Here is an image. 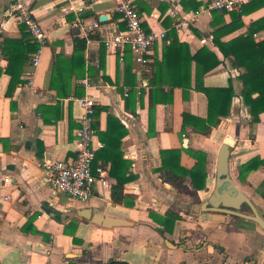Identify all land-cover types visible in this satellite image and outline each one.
I'll return each instance as SVG.
<instances>
[{
  "label": "crops",
  "instance_id": "crops-1",
  "mask_svg": "<svg viewBox=\"0 0 264 264\" xmlns=\"http://www.w3.org/2000/svg\"><path fill=\"white\" fill-rule=\"evenodd\" d=\"M19 2L33 12L47 40L37 51L39 65L30 67L37 53L31 52V61L22 71V81L26 70L32 73L33 86L19 85L8 95V57L23 50L7 41L39 45L12 14ZM135 4L148 21L147 30L166 32L153 49L154 62L146 76L155 85L148 83L146 88L141 87L139 69L129 51L121 61L119 53L102 44V32L87 43L75 26L79 15L87 24L108 16L103 30L109 34L124 30L115 0H0V264H264V230L259 225L202 210L217 190L219 150L232 138V182L264 218V166L251 172L246 183L238 178L241 165L256 157L264 160V112L258 123L252 122L243 98L245 70L236 68L233 58L225 59L218 47L251 35L254 44L264 41V0H249L241 13L204 11L208 0H135ZM77 40L86 42L82 55L74 53ZM252 42L247 45L251 47ZM203 48L223 61L204 77V86L231 85L234 91L229 115L219 118L220 124L205 135L184 123V115L189 121L208 117V99L195 88L197 64L191 59ZM84 82L92 87L87 89ZM126 83L136 84L137 94L129 101V95L124 96ZM85 96L105 109L96 116V144L104 148L99 133L109 132V115L127 129L121 151L135 177L124 188L126 197L134 201L132 207L114 204L109 189L95 193L88 202L72 201L55 194L46 180L45 163L77 158L82 115L77 99ZM154 100L160 101L155 107ZM166 150H180V165L187 170L196 165L190 151L207 154V188L192 197L164 183L159 169L161 152ZM106 166L111 172V164ZM110 180L113 184L111 175ZM184 185L195 189L189 176ZM218 191L229 192L228 184ZM218 201L213 199L218 208L234 210ZM87 208L135 225L98 227L77 216ZM168 211L180 217L171 233L150 216L165 217ZM239 212L252 215L245 203Z\"/></svg>",
  "mask_w": 264,
  "mask_h": 264
},
{
  "label": "trees",
  "instance_id": "trees-1",
  "mask_svg": "<svg viewBox=\"0 0 264 264\" xmlns=\"http://www.w3.org/2000/svg\"><path fill=\"white\" fill-rule=\"evenodd\" d=\"M199 8L197 3L196 9ZM30 36V35H29ZM214 35V42L216 40ZM31 38V37H30ZM252 35L249 38H238L227 45L218 44L225 59H231L233 65L236 68L244 69L245 72L241 75V80L245 86L243 90V98L247 107L250 108V115L253 123L260 121V114L264 112V41L258 44H254L251 41ZM32 39V38H31ZM33 40V39H32ZM252 42V46L247 44ZM7 43L17 46L23 50L22 54L19 51L16 54L8 57V69L7 72L11 77L10 87L8 95L12 94L14 90L24 82L21 79L24 66L31 61L28 54L31 52H37L40 48L39 45H28V41H7ZM26 45V47H21ZM86 49V42L84 40H77L75 43V55H82ZM75 57V56H74ZM192 60L196 61L197 74H196V90L204 93L208 99V117L206 119H200L192 117V121L187 120V115H184V123L192 124L196 130L202 134H208L210 130L220 124L221 117L229 115L232 100L234 98L233 87L230 85L227 88L214 89L206 88L203 84L204 77L217 69L222 65L218 56L210 51L208 48H203L195 54ZM149 86H154L155 82L148 78ZM173 84V83H172ZM135 83H126V86L130 88V94L127 98L129 101L133 98L137 92L135 91ZM175 85V83H174ZM183 86V85H181ZM185 87V86H183ZM187 88V87H185ZM143 93H141L142 95ZM258 94V97L253 98V95ZM58 95L61 98L65 96L60 90ZM78 94H76L77 96ZM140 95V96H141ZM142 97L140 98V100ZM157 100H154L153 107L159 104ZM103 107L96 109V116L99 117L100 113L104 111ZM215 119V121H214ZM96 129L98 123H96ZM109 132L99 133L100 140L104 143V148L96 156L94 165L99 160H102V164L106 166L111 164V178L113 181L111 187V200L114 204L124 205L128 207L134 206V201H131L124 194L125 185L133 182L135 177L129 173L131 163L123 158L121 151L122 140L127 136V129L122 122L114 115H109ZM192 157L196 160V165L187 170L180 165V150H166L162 151V167L159 169L161 173V179L164 183L170 184L179 193L195 197L197 191H202L207 188V154L202 151H190ZM264 166V160L256 157L249 162L239 167V180L242 183H246L248 175L259 170ZM190 177L195 187L194 190L187 188L184 183L187 177ZM161 226L164 227V232L171 233L173 231L175 222L180 217L168 211L165 217H158L154 214H150Z\"/></svg>",
  "mask_w": 264,
  "mask_h": 264
},
{
  "label": "built area",
  "instance_id": "built-area-1",
  "mask_svg": "<svg viewBox=\"0 0 264 264\" xmlns=\"http://www.w3.org/2000/svg\"><path fill=\"white\" fill-rule=\"evenodd\" d=\"M116 12L121 16L126 28L120 30L117 28L111 34L103 30L100 21L93 24H87L81 19L80 15L76 18V28L79 29L83 38L90 43L95 33L102 32L101 42L108 51L119 53L121 61L124 60L126 51L133 55V61L139 69L141 76V87L148 86L146 76L150 72V66L154 62V47L166 38L165 31H156L154 28L146 26L148 21L142 17L137 9L135 0H115ZM249 0H208L204 11H220L225 13L242 12V9ZM82 12V10H79ZM65 13H68L65 11ZM13 15L17 21L25 26L30 37L44 46L47 35L42 29L39 21L36 19L29 7L22 2L17 3L13 8ZM40 62V55L37 52L31 61L30 67H37ZM29 67V68H30ZM25 86H33V75L26 70ZM22 85V84H21ZM88 89L92 86L84 82ZM130 89L126 88L124 96L129 95ZM82 109V115L79 120L80 128L77 133V158L69 161L47 162L44 165V173L50 189L55 194H63L72 201L88 202L95 193L100 194L101 190H111L110 168L102 164L94 165L97 151L103 148L100 143H95L97 136L96 129V101L91 96H85L77 99ZM187 147V144L185 145Z\"/></svg>",
  "mask_w": 264,
  "mask_h": 264
},
{
  "label": "water",
  "instance_id": "water-1",
  "mask_svg": "<svg viewBox=\"0 0 264 264\" xmlns=\"http://www.w3.org/2000/svg\"><path fill=\"white\" fill-rule=\"evenodd\" d=\"M108 21H109L108 16L100 17L101 23H107ZM233 145H235V141L232 138H227L225 143L221 146L219 150L217 164H216L217 190L215 191V194L213 195L212 199L209 202L203 204L202 210L221 212V213H226L228 215L240 217L256 223L264 230V218L260 215L259 211L250 201V199L242 192L237 190L232 182L229 161L231 156L230 148ZM225 184H228L229 192H225L222 195L219 193L218 190L221 187H223ZM231 194H234V196H232ZM214 198L220 200L218 202L223 203L224 206L233 208L234 210H230L227 208L225 209L218 208L217 207L218 205L216 203H213ZM211 203L213 206L211 208L207 207V205ZM243 203L247 204L251 208L252 215H245L239 212L240 207ZM76 214L78 217L90 221L93 225H96L104 229L126 228L135 225L134 222L128 219L104 214L95 211L92 208L83 209L81 211H78Z\"/></svg>",
  "mask_w": 264,
  "mask_h": 264
}]
</instances>
